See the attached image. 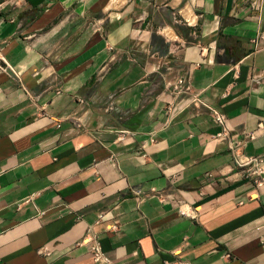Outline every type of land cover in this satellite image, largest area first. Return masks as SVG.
Returning <instances> with one entry per match:
<instances>
[{
    "label": "crops",
    "instance_id": "obj_1",
    "mask_svg": "<svg viewBox=\"0 0 264 264\" xmlns=\"http://www.w3.org/2000/svg\"><path fill=\"white\" fill-rule=\"evenodd\" d=\"M262 33L247 0H0V264H264Z\"/></svg>",
    "mask_w": 264,
    "mask_h": 264
},
{
    "label": "built area",
    "instance_id": "obj_2",
    "mask_svg": "<svg viewBox=\"0 0 264 264\" xmlns=\"http://www.w3.org/2000/svg\"><path fill=\"white\" fill-rule=\"evenodd\" d=\"M247 4L249 9L259 16L263 10L264 0H247ZM179 22L185 25H190L193 27L195 26V23H193L190 19H186L184 17L182 18V20H179ZM256 39H264V34H259ZM256 42L257 40H255V44ZM172 89L177 97H184L185 95L189 94L188 86L186 85L183 79H180L178 83L172 87ZM185 102L189 103L188 100H186ZM213 118L215 120V124L220 129V132L217 134L216 137L227 138L230 134V127L228 125L226 116L219 112H213ZM260 126H262V124H260ZM246 137L251 140L254 139L253 134H249ZM235 164L238 168L242 169L248 177H250L251 182L254 186H256L257 188L264 187V167L259 158H240L236 156ZM137 195H139V192H137ZM88 247L93 253L94 261L96 263H101L104 261L103 251L100 242L97 239H92L89 242Z\"/></svg>",
    "mask_w": 264,
    "mask_h": 264
},
{
    "label": "bare ground",
    "instance_id": "obj_3",
    "mask_svg": "<svg viewBox=\"0 0 264 264\" xmlns=\"http://www.w3.org/2000/svg\"><path fill=\"white\" fill-rule=\"evenodd\" d=\"M168 34V33H167ZM171 34H170V32H169V36H170Z\"/></svg>",
    "mask_w": 264,
    "mask_h": 264
}]
</instances>
